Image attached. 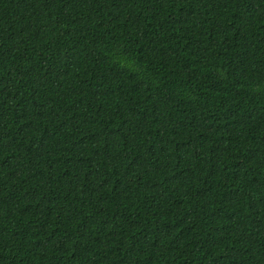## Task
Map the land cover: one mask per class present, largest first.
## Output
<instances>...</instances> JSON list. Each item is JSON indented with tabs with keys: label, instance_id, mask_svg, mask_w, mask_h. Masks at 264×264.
Here are the masks:
<instances>
[{
	"label": "trees",
	"instance_id": "obj_1",
	"mask_svg": "<svg viewBox=\"0 0 264 264\" xmlns=\"http://www.w3.org/2000/svg\"><path fill=\"white\" fill-rule=\"evenodd\" d=\"M0 264H264V0H0Z\"/></svg>",
	"mask_w": 264,
	"mask_h": 264
}]
</instances>
